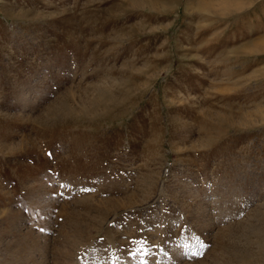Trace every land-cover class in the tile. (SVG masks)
Instances as JSON below:
<instances>
[{"label":"rangeland","instance_id":"obj_1","mask_svg":"<svg viewBox=\"0 0 264 264\" xmlns=\"http://www.w3.org/2000/svg\"><path fill=\"white\" fill-rule=\"evenodd\" d=\"M140 1L0 0V264H264V0Z\"/></svg>","mask_w":264,"mask_h":264},{"label":"bare ground","instance_id":"obj_2","mask_svg":"<svg viewBox=\"0 0 264 264\" xmlns=\"http://www.w3.org/2000/svg\"><path fill=\"white\" fill-rule=\"evenodd\" d=\"M253 1L258 2L260 0H253ZM178 2H179L178 0H143L140 3V6L145 9L148 8L150 11L156 14L162 15L169 13L173 9L177 8ZM260 2L256 4V7H260L263 4L262 2L261 3ZM185 3L187 9L195 8L202 13L203 12L215 13V14L222 13L224 15L233 13L234 11L242 10L245 6V4H243L241 0H239L238 2L237 1L234 2L232 0H198V1L185 0ZM251 51L255 53H260L264 51V38H260L259 40H257L252 46ZM167 133H169L168 130L162 131L163 135H166Z\"/></svg>","mask_w":264,"mask_h":264}]
</instances>
